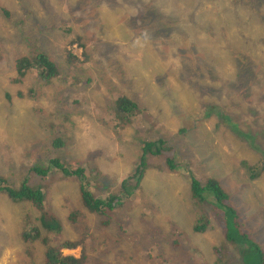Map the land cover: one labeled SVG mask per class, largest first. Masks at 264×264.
Returning <instances> with one entry per match:
<instances>
[{
  "label": "rangeland",
  "instance_id": "1",
  "mask_svg": "<svg viewBox=\"0 0 264 264\" xmlns=\"http://www.w3.org/2000/svg\"><path fill=\"white\" fill-rule=\"evenodd\" d=\"M177 15L185 33L164 26L175 25ZM192 43L198 45L190 48ZM195 51V62L187 61ZM42 52L58 75L45 81L31 68L19 78L15 60ZM69 53L77 58L71 64ZM255 67L264 70V15L237 0H0V176L20 186L22 166L44 152L45 167L57 157L67 168H84L90 191L103 199L124 193L119 184L133 175L141 142L161 141L163 152L148 156L137 190L116 201L111 224L102 228L99 216L88 217L92 238L82 264H164L157 256L180 254L181 243L189 252L167 264H245L247 242H239L237 251L225 238L251 237L264 250V172L256 180L245 172L246 165L264 163V152L254 155L221 120L206 117L249 100L263 116L258 123L264 133V108L256 101L264 100V89ZM118 96L136 105L128 124L114 116ZM239 118V131H250L252 116L245 111ZM65 136L72 142L61 148ZM49 148L58 154L47 156ZM167 158L175 159V172L167 170ZM186 161L196 167L192 175L200 185L212 178L228 195L236 211L229 226L222 223L224 205L215 209L187 197L192 182L182 174ZM51 174L30 182L47 185L53 178L50 201L64 237L74 239L79 229L64 220V204L78 205L80 181ZM36 216L30 204L0 193V264H45V239L63 255L82 259L54 233L22 241L19 231L38 226ZM198 220L203 233L193 231Z\"/></svg>",
  "mask_w": 264,
  "mask_h": 264
},
{
  "label": "trees",
  "instance_id": "2",
  "mask_svg": "<svg viewBox=\"0 0 264 264\" xmlns=\"http://www.w3.org/2000/svg\"><path fill=\"white\" fill-rule=\"evenodd\" d=\"M107 1V0H106ZM210 1V0H209ZM235 1V0H234ZM241 2L244 6L247 7V5L252 8L253 12H256L257 14L264 15V9L262 8L264 4V0H237ZM110 2V1H108ZM148 2V0H146ZM247 4V5H246ZM146 8V3H144ZM149 5V4H148ZM156 10L148 7V12L152 15H154V18H156ZM6 17H10L9 12L6 10L4 11ZM176 23L175 25H164L167 26V28H171L173 26L177 27L176 29L178 32H184V30L177 26L178 23H180L179 16H175ZM159 21H162L159 19ZM163 22H165L163 20ZM166 23V22H165ZM164 24V23H163ZM69 30V28H68ZM78 42V40H76ZM198 45V43H192L190 45V48L195 47ZM190 48L186 49V51L190 50ZM196 52H194V57L191 55V60L194 63L195 61V55ZM77 58H75L71 53L67 56V62L68 64L72 63L73 61H76ZM31 68H36L39 70V74L41 78L45 81H48L50 77L57 76L59 73L57 65L49 59L46 53H38L33 58H28L26 56H21L17 60H15V71L17 72V76L19 78H22L28 70ZM254 74H257V77H259L261 89H264V70L262 68L256 69L254 68ZM15 81L16 78L14 79ZM199 88H204L203 85H199ZM253 95V94H252ZM264 96V95H263ZM256 101L259 103V105L264 108V100L263 97H258ZM114 108L115 111L114 116L120 121L123 122V124H128L131 122V116L134 115V110L136 105L126 96H118L116 101H114ZM212 107H215V105H211ZM209 104H202V108H209L211 107ZM217 111V113H215ZM247 111V116L250 114L252 116L253 126L251 127L250 131H247V133H242L239 131L238 126L235 124V121H239V116L243 112ZM69 114L73 113L72 111H68ZM259 112H256L254 109L253 103L245 101L243 104L241 102L240 105H231L226 106L225 108H216L212 114L207 116L206 118H215L218 120H221V122L230 129L238 138H241L245 144L247 145V148H249L254 155L261 154L264 152V133H259L261 128L260 126V120L263 118L262 115H260ZM132 114V115H131ZM131 115V116H130ZM130 116V117H128ZM218 126V125H217ZM256 126L260 127L259 129L256 128ZM53 129L58 134V125L53 122ZM53 131V132H54ZM262 136V142H259L260 137ZM67 137V138H66ZM58 140V139H57ZM241 140V141H242ZM57 142V141H56ZM72 142V139L68 136L63 137L61 140H59V143H61V148L64 147V143ZM37 144V143H36ZM41 146H46L47 141H42ZM161 141H142L140 144V158L139 163L136 167V169L133 172V175L128 177L127 179H124L120 182L119 186H121L122 194L120 195H110L108 197H104L103 199L101 196H97L96 194L92 193L93 191H90V185L89 183H86V177H85V169L78 166L77 168H67L64 163L60 162V160L57 157L51 158L49 161H46L47 167L43 165L45 162L44 152L37 153V157H33L31 159V162L29 164H25L22 166V184L20 186H15L10 182V180H7L0 176V193H5L7 197L15 203L24 204L28 203L30 204L38 213V216H36L34 219L39 224L38 226H23L22 230L19 231L21 235V240L24 242H28V239H36L39 237L41 231L45 232L46 234H57L59 236L60 242H62V247L65 249H79L82 252V259L75 258L70 255H63L60 251V247L58 245H50L49 240H44V243L47 245V251L45 253L46 258V264H82L84 259L86 260V252H85V244L92 238L87 233L88 229V217L91 215H97L99 216V225L102 226V228H106L111 224V220L113 219V207L115 205H120L117 203V200H122L123 198L128 197L127 194L131 192V190L136 191L137 186L140 184L142 180V176L145 173V170L147 169V166H149L147 158L148 156L153 157H159L162 152L163 148L161 146ZM35 146V144H34ZM49 147V145H48ZM26 148H30V146H27ZM42 151V150H41ZM48 151L50 153H46L47 156L51 154H58L51 152L52 150L49 148ZM27 152V151H26ZM28 153V152H27ZM188 161L185 162L186 167L184 168V171L182 172L183 175L188 176L187 180L191 181L189 192L190 196L187 195L188 198L195 201L197 204H206L211 203L215 209L217 207L224 208V213L226 214L224 219H222V223L226 226H229L230 220L232 221V218L236 217V211L233 209V207L229 204L228 201V195L222 190L219 183L212 179L208 178L204 182L203 185H200L199 178L193 176L196 172V167H194L191 164H187ZM165 164L167 167V170L169 172H175L177 168V163L175 162V159L167 158L165 160ZM248 164V162H247ZM181 165V163H180ZM54 169L55 171H52ZM96 168L91 164L90 165V174L92 175V170H95ZM24 171V172H23ZM247 171L250 175L251 180L258 179L262 173L264 172V163L263 161H260L256 164H250L246 165V174ZM51 172H59L63 177H74L77 180L80 181V184L78 186V194H79V203L77 206H73L68 200L66 202V205L64 204V207L69 209L65 216L67 217L66 222L71 227H76V229H79L78 237L74 239H66L64 237L65 232L63 228V224L60 221L61 215L55 212L54 206L52 205V202L50 201L49 197V185L52 183L53 178L49 180V184H44L43 182H38L36 184H33L30 182L31 177L36 175L37 177L46 178L48 175H54L51 174ZM94 180V177L92 178ZM10 183V184H9ZM8 184V185H7ZM89 189H88V187ZM98 188L96 187V190ZM100 190V189H99ZM99 192V191H98ZM26 205V204H25ZM224 205V206H223ZM215 214H217L215 211H213ZM117 214V213H116ZM114 215V217L116 216ZM27 217H30L27 215ZM144 221V220H143ZM34 224V223H33ZM36 225V224H35ZM39 227V228H37ZM68 227V226H67ZM205 226L202 225V221H197L196 225L194 226L193 231L203 233L206 230ZM176 236H179L180 233L176 232ZM92 236V234H91ZM111 238V237H108ZM245 241L238 240L237 237H226L225 240L228 241L237 251L241 248H239V242H242L245 244L247 242V250H245V253L247 252V263L244 261L245 264H264V250L257 245L258 243L253 241L251 237H244ZM173 245H176L177 248H180L179 243L176 241H173ZM222 244V243H221ZM223 245V244H222ZM224 246V245H223ZM225 248V247H224ZM181 252L178 255H172V256H166L165 254L161 253V255L157 256V260L162 261L164 264H167L169 260L173 259H180L181 255L188 251V247H185L181 243ZM215 255L222 256L224 255L223 252L219 251L218 249H214ZM189 259L193 260L195 262V256L192 254L187 255ZM150 258V257H149ZM145 258V259H149ZM196 261H200V259H196ZM231 261V259H229ZM174 264H179L178 261H175ZM185 264V263H183Z\"/></svg>",
  "mask_w": 264,
  "mask_h": 264
},
{
  "label": "clouds",
  "instance_id": "3",
  "mask_svg": "<svg viewBox=\"0 0 264 264\" xmlns=\"http://www.w3.org/2000/svg\"><path fill=\"white\" fill-rule=\"evenodd\" d=\"M211 50H209V52H210ZM209 57V56H208ZM212 59V58H211ZM88 187V186H87ZM89 189V188H88ZM25 204H28V203H24V204H21V205H25ZM253 240V239H252ZM254 241V240H253ZM74 257V256H73ZM76 258V257H75ZM46 259V258H45ZM78 259H80V258H78ZM45 264H46V262H45Z\"/></svg>",
  "mask_w": 264,
  "mask_h": 264
},
{
  "label": "bare ground",
  "instance_id": "4",
  "mask_svg": "<svg viewBox=\"0 0 264 264\" xmlns=\"http://www.w3.org/2000/svg\"><path fill=\"white\" fill-rule=\"evenodd\" d=\"M175 176V175H174Z\"/></svg>",
  "mask_w": 264,
  "mask_h": 264
}]
</instances>
